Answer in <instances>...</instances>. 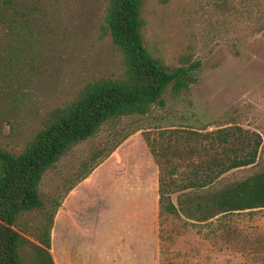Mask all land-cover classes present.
I'll list each match as a JSON object with an SVG mask.
<instances>
[{"label": "rangeland", "instance_id": "374dc122", "mask_svg": "<svg viewBox=\"0 0 264 264\" xmlns=\"http://www.w3.org/2000/svg\"><path fill=\"white\" fill-rule=\"evenodd\" d=\"M2 1L0 40L32 42L19 56L10 54L15 62L0 77V149L17 154L48 111L85 84L113 78L119 53L102 33V0H10L9 6ZM242 2L233 0L235 10L221 15L206 8L205 0L147 1L146 47L169 66L197 62L196 82L187 94L165 96V106L144 117L103 126L92 139L71 146L43 175L40 199L47 206L60 200L49 232L53 264L264 259V209L225 213L205 225L193 226L183 218L162 221L158 170L143 140L144 134L155 139L161 129L238 128L258 135L255 159L221 175L216 186L264 172V0ZM5 19L15 22L11 33ZM94 163L77 182L81 166ZM177 164L179 178L187 159ZM175 196H170L173 204ZM43 216L39 211L22 214L13 229L38 245L31 234ZM30 251L21 252L24 264H33Z\"/></svg>", "mask_w": 264, "mask_h": 264}, {"label": "trees", "instance_id": "16d2710c", "mask_svg": "<svg viewBox=\"0 0 264 264\" xmlns=\"http://www.w3.org/2000/svg\"><path fill=\"white\" fill-rule=\"evenodd\" d=\"M147 1L102 0V33L119 53V72L113 78L85 84L48 111L19 153L0 149V264H24L21 252L25 248L31 250L33 264H53L48 253L49 232L60 200L45 205L39 197L38 184L71 146L92 139L105 125L116 124L122 118L144 117L154 108H162L165 96L187 94L196 82L197 62L169 66L146 47ZM240 1L245 4L248 0ZM2 4L9 6L10 0ZM205 7L221 15L235 10L233 0H205ZM5 25L11 33L15 22L5 19ZM31 43L10 37L0 40V77H5L4 69H10L15 62L10 54L19 56ZM143 140L158 170L157 206L162 221L183 218L193 226L205 225L225 213L264 209V172L216 186L221 175L253 163L258 135L238 128H171L159 130L155 139L144 134ZM98 151L90 155L89 161ZM183 157L187 165L178 178L177 162ZM95 165L88 169L81 166L83 173L77 182ZM172 195H176L175 204L170 200ZM36 211L44 213L30 233L38 245L29 243L13 229L22 214ZM50 251L54 260L52 245Z\"/></svg>", "mask_w": 264, "mask_h": 264}, {"label": "crops", "instance_id": "0c3cea01", "mask_svg": "<svg viewBox=\"0 0 264 264\" xmlns=\"http://www.w3.org/2000/svg\"><path fill=\"white\" fill-rule=\"evenodd\" d=\"M262 259V260H261ZM263 258H246L242 256L208 257L203 264H260Z\"/></svg>", "mask_w": 264, "mask_h": 264}]
</instances>
